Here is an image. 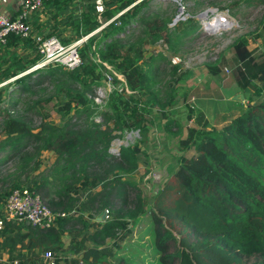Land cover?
<instances>
[{
    "label": "trees",
    "instance_id": "1",
    "mask_svg": "<svg viewBox=\"0 0 264 264\" xmlns=\"http://www.w3.org/2000/svg\"><path fill=\"white\" fill-rule=\"evenodd\" d=\"M80 1L81 7L74 0H45L31 16L34 31L42 33L40 17L50 12L43 10H52L44 36H57L64 44L88 35L78 45L81 63L75 68L52 62L37 72L27 71L42 59L33 34L11 33L0 44V83L15 76L24 89L49 82L54 90L48 97L57 96L60 116L59 122L47 121L40 95L33 99L36 111L6 108L0 120V219L2 206L16 188L35 191L53 212L65 214L47 229L4 221L0 254L7 252L8 259L0 264H50L48 251L54 264H144L119 252L148 211L153 223L149 247L156 259L148 255L146 264H264V54L240 59L235 43L249 45L250 39L236 38L232 62L241 69L237 82L248 103L216 113L211 122L202 111L195 116L190 107L188 118L196 125L180 142L181 150L190 153L179 157L151 198L136 194L134 201L132 175L157 120L153 109L159 110V118L169 119V109L178 103L177 86L188 72L171 58L185 60L191 38L206 32L197 17L201 11L188 9L182 0L179 7L184 6L188 16L175 21L179 7H154V0H103L100 13L96 0ZM260 23L262 36L264 14ZM160 43L169 48L167 54V49L158 48ZM211 55L204 65L219 75L226 55L214 61ZM105 63L123 75L124 81L114 75V83L123 82L132 92L114 89L99 120L94 95L105 82ZM6 92L10 94L9 88L0 85V99ZM137 94L146 97L145 104H139ZM36 113L41 117L38 125L33 123ZM165 128L181 132L173 120ZM131 131L140 139L111 151L113 141ZM46 152L54 160L43 168ZM105 210L108 219L98 221Z\"/></svg>",
    "mask_w": 264,
    "mask_h": 264
},
{
    "label": "rangeland",
    "instance_id": "2",
    "mask_svg": "<svg viewBox=\"0 0 264 264\" xmlns=\"http://www.w3.org/2000/svg\"><path fill=\"white\" fill-rule=\"evenodd\" d=\"M183 1L187 5L188 9L194 10V12L199 13L200 11L202 12L206 9H208V12H211V10L214 9L219 13H230L234 20L226 27H223L216 32H211L210 34L208 33L210 31H206L205 33H201V31H199V34H197L196 37L191 38L190 45L186 46V50L183 54H185V57L187 58L183 60L181 67L187 70L188 73L185 75V83H179L177 86L176 98L178 99V103L169 109V119L159 118V110L157 113V109H153V117L157 118V120L154 121L151 127L147 144L143 145V149L140 152L139 167L132 175L134 183V187L132 188V198L134 201L136 194H140L144 200L151 198L169 177L170 169L177 166L179 157L182 154L184 155L190 153L189 151H186V149L181 150L180 146L181 140L187 137L188 128L196 125L193 119L190 120L188 118V115H190V107H194L195 116L202 111L205 118L211 122L212 117H214L216 113L217 115L218 113H222L224 111L229 113V109L233 108L235 101L238 106L244 102H246V104L248 103L245 98L242 100H231V95L236 91V85L233 81H237L242 74L241 69L235 66L232 62L234 51L231 45H233L236 38L241 35H245L250 39L249 45H243L239 41L235 43L234 50L237 51L240 59L253 57V54L260 52L264 54V35H258L262 31L260 19L264 14V5L261 0H254L258 2L255 7H251V4L246 2V0ZM179 4H183L182 0H154L153 3L154 7L162 6L164 8L169 7V5L179 7ZM215 5L220 6L223 10H217L213 7ZM223 6L229 7V10L234 15ZM209 7L211 9H209ZM177 12L179 13L178 8L173 16H175ZM209 15L212 16L214 14L210 13ZM187 16L188 13L184 10L180 17L186 18ZM203 19L204 18L201 20L203 21ZM50 20L53 19H50L49 17L46 20L41 19L45 26L42 34H46L49 31V26H47L46 23L48 21L50 22ZM217 21L218 20L216 19L215 22ZM214 27H217V25H214ZM101 45L102 43L100 46ZM158 48L167 49L165 50L166 54L170 51L164 43L158 44ZM255 48L257 50L252 52V49ZM16 52L22 53V50L17 49ZM223 53L226 55L227 59V63L225 64L223 71L217 76L208 74L204 63L206 61H210L211 54L212 61H214L220 54ZM40 68L41 67L31 69L29 72ZM107 70H111V68L108 66ZM37 71L38 70H36V72ZM36 72L34 76L37 75ZM15 79L16 76L0 83V85L8 87L10 90V94L6 92L5 97L0 99V120L3 117L6 108H12L15 105L20 108L28 107V109L36 111L37 109L33 106V99L40 95L43 100L39 103V105L43 107L44 112H47V121H60V116L58 115V112H56L55 108L58 98L57 96L51 98L48 97V95H50L54 90V87L50 85L49 82H40L36 87L24 89L20 83H16ZM99 86H102V91L100 94L98 93V95H100V100L101 97L103 98L101 101L99 100V102H96L99 106V109L96 112V118L101 120L100 111L106 109L110 94L113 93L114 88L106 84ZM126 91L130 93L132 92L131 90ZM134 97L140 105L145 104L143 100L146 99L145 96L137 94ZM230 103V107L227 108ZM243 106L245 105L243 104ZM168 120H173L177 122V124H180L181 132H176V129L168 130L165 128V124ZM40 121L41 117L36 113L33 117V123L38 125ZM37 131L38 129L35 130V132ZM139 139L140 136L138 132H126L123 137L116 138L113 141L111 151H119L122 146L133 145ZM52 160H54L53 154L46 152L44 155L43 168ZM12 166L13 162L8 165V167ZM106 219L108 218L105 216L103 219L98 221H104ZM152 226L153 223L150 218V212L148 211V213L146 212V214L141 216V220L138 224L133 226V234L126 239L124 247L119 252V256L121 257L124 255L127 258H133L144 264H146L149 259L148 255L151 259H156L155 253L152 251V248L149 247V233L151 232ZM176 235L179 237V234ZM145 242L146 245L143 247ZM142 249L144 251H141ZM253 260L254 259L252 258L251 261Z\"/></svg>",
    "mask_w": 264,
    "mask_h": 264
},
{
    "label": "built area",
    "instance_id": "3",
    "mask_svg": "<svg viewBox=\"0 0 264 264\" xmlns=\"http://www.w3.org/2000/svg\"><path fill=\"white\" fill-rule=\"evenodd\" d=\"M44 2L45 0H20V10L18 14L13 17L0 11V44L6 43L8 40V36L11 33H16L22 36H29L33 34V36H35L36 38V41L39 43V49L42 53V59L39 60L27 71L34 68L42 67L52 62L61 63L65 67L73 69L81 63V56L78 51V45L83 40H85L88 35L70 44H64L57 36L45 37L44 34L35 32L31 16L35 11L43 7ZM104 8L105 7L103 0H96L97 11L100 13L104 10ZM210 13H213L214 15L210 16ZM217 17H220L221 19L215 22L214 20ZM233 20L234 19L230 13H219L212 9L211 12L206 13L203 21L201 20V23L203 24V28H206V31H210V27L217 25L215 31H210L216 32L217 30L226 27L228 24L232 23ZM107 23L108 21L103 23L101 27H103ZM171 61L174 64L183 63V60L179 55H173ZM105 65L107 67L109 66L112 71L107 70L106 68L104 84L113 87L114 89H119L120 91L123 90V88H125V90H129L128 87L123 84V82L115 84L113 81L114 75H117L118 78L124 81L123 75L116 72L111 65L107 63H105ZM101 91L102 86H99L97 89V93L94 95V100L96 102H99L100 100V95H98V93L100 94ZM102 98L103 97H101V100ZM2 211L3 215L0 219V229L4 227V221L10 220L24 221L29 224H32L33 226H38L40 228L47 229L51 228L54 225L57 217L65 216L64 213L53 212L38 193L28 188L14 189L9 195L8 200L5 203ZM104 214L107 218L109 217L108 210L105 211ZM45 257L50 262V264H54V257L52 252H46Z\"/></svg>",
    "mask_w": 264,
    "mask_h": 264
},
{
    "label": "crops",
    "instance_id": "4",
    "mask_svg": "<svg viewBox=\"0 0 264 264\" xmlns=\"http://www.w3.org/2000/svg\"><path fill=\"white\" fill-rule=\"evenodd\" d=\"M75 2L77 1V3H78V6H80L81 7V1L80 0H74ZM45 3V2H44ZM76 4V3H75ZM20 6H21V4H20V0H0V11L1 12H3V13H5V14H7V15H9V16H16L17 14H18V12H19V10H20ZM72 7V4H70V6H69V8H68V11L70 10V8ZM80 7H78L79 9H80ZM50 9H53V7L52 8H50ZM44 11H46V12H48V11H50L48 14H45V15H43V16H41L40 18L42 19V20H46L48 17H50V14L52 15V13H51V11L52 10H48V9H45V10H43V12ZM63 18L64 17H66L65 16V14H63V16H62ZM36 25V24H35ZM44 29V28H43ZM207 69V68H206ZM206 72L208 73V74H210V75H212V76H217V75H213V74H211V73H209L208 72V70H206ZM185 81H186V79H185ZM234 82V84L236 85V91H235V93H233L232 95H231V100H242V99H244L245 98V96H243V98H242V96H240V97H236V96H238V94L239 93H242L241 92V89H240V87H239V85H238V82L237 81H233ZM185 83V82H184ZM240 95V94H239ZM244 102V101H243ZM237 102L235 101L234 102V106H237V107H235L236 109H240V107L241 106H243V104L244 105H246V102H244V103H241V105L240 106H238L237 104H236ZM230 105H231V103L227 106V108H229L230 107ZM214 119V117H212V120ZM101 215V214H100ZM99 215V216H100ZM98 216V217H99ZM97 220H98V218H97ZM68 239H69V236L68 235H66L65 237H64V240H65V242H66V244H67V242H68ZM8 259V253L7 252H5V251H2L1 252V254H0V260H4V261H6Z\"/></svg>",
    "mask_w": 264,
    "mask_h": 264
},
{
    "label": "water",
    "instance_id": "5",
    "mask_svg": "<svg viewBox=\"0 0 264 264\" xmlns=\"http://www.w3.org/2000/svg\"><path fill=\"white\" fill-rule=\"evenodd\" d=\"M184 11V6H182V5H180V7H179V13L177 14V16L175 17V21H177L179 18H181L180 16H181V13ZM208 11L207 10H205V11H203V12H201V13H199L198 15H197V17L198 18H200V19H202V18H204V16L206 15V13H207ZM212 30H216V27H210V31H212ZM240 94V96H244V94L243 93H239ZM239 95L238 96H236V97H240ZM105 217V214H104V212L103 213H101V215L98 217V220H101V219H103Z\"/></svg>",
    "mask_w": 264,
    "mask_h": 264
},
{
    "label": "bare ground",
    "instance_id": "6",
    "mask_svg": "<svg viewBox=\"0 0 264 264\" xmlns=\"http://www.w3.org/2000/svg\"><path fill=\"white\" fill-rule=\"evenodd\" d=\"M216 19L219 20V19H221V18H220V17H217ZM216 19H215V20H216ZM215 20H214V21H215ZM214 21H213V22H214ZM213 22H211V23H213Z\"/></svg>",
    "mask_w": 264,
    "mask_h": 264
}]
</instances>
